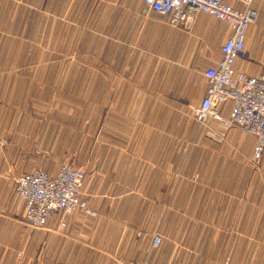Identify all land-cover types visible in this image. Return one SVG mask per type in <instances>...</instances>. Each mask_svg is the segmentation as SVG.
Segmentation results:
<instances>
[{"label": "crops", "instance_id": "1", "mask_svg": "<svg viewBox=\"0 0 264 264\" xmlns=\"http://www.w3.org/2000/svg\"><path fill=\"white\" fill-rule=\"evenodd\" d=\"M251 7L258 18L236 67L254 75L264 69V0ZM230 32L204 12L173 26L143 0H0V140L17 124L23 140L49 144L66 131L74 141L82 108V190L96 212L28 226L0 149V264H264V149L254 161L253 136L200 125L188 109ZM56 147L49 155L71 150Z\"/></svg>", "mask_w": 264, "mask_h": 264}, {"label": "built area", "instance_id": "2", "mask_svg": "<svg viewBox=\"0 0 264 264\" xmlns=\"http://www.w3.org/2000/svg\"><path fill=\"white\" fill-rule=\"evenodd\" d=\"M241 1L243 9L226 0H143V4L150 11L167 15L173 26L188 24L197 12L230 26V35L220 45V59L202 72L206 87L192 112L200 125L213 119L226 130L238 127L253 136L252 159L258 161L264 149V69L251 75L236 67V61L246 56L247 28L258 18L251 7L253 0ZM84 177L83 169L69 162H62L54 174L34 168L16 175L15 192L24 204V222L32 228H42L57 212L95 215L82 190ZM161 241L162 236L154 234L152 245L156 247Z\"/></svg>", "mask_w": 264, "mask_h": 264}, {"label": "rangeland", "instance_id": "3", "mask_svg": "<svg viewBox=\"0 0 264 264\" xmlns=\"http://www.w3.org/2000/svg\"><path fill=\"white\" fill-rule=\"evenodd\" d=\"M13 52V50H12ZM13 59L11 63L13 64ZM23 61H16V64L22 63ZM28 63H33V61H26ZM34 68V65H31ZM188 109L192 111V107L190 108L188 106ZM77 111H79L78 115L80 117L75 119V140L74 141H66L65 139V133L66 131H60V137L57 140H52L49 142V144L45 143V141H39L35 139L30 140H23L19 138V129L18 125H12V138L10 140H0V149H4V152H6L9 157L10 164L12 166V169H14L13 172H10V175L12 176V179L16 175H18L21 172H24L26 169H29L30 163L35 165L37 168H43L45 169V164H54L55 166H59L62 162H69L73 164L76 167H79L84 170L83 168V160L85 157L82 155V141L80 137L82 136V129H83V113L82 108H76ZM76 111V115H77ZM90 117L94 118V122H96V130L97 124H98V117H99V109L97 107L92 108L90 112ZM43 120V119H42ZM65 126V125H63ZM79 138V139H77ZM68 142V143H67ZM55 143V146H53ZM73 143V144H72ZM53 144V145H52ZM9 148H8V147ZM52 147H56L57 151L61 152L62 148L71 149L69 153H62L60 155H49V153H52L49 151V149ZM7 147V148H5ZM47 147V148H45ZM59 149V150H58ZM54 151V150H53ZM250 151V150H249ZM56 152V151H55ZM245 154L247 153L246 149L244 150ZM36 153V154H35ZM39 153V154H38ZM44 153V155H42ZM45 153H48L45 154ZM250 178L251 181L256 180L258 177L259 169L257 168V164L252 160L250 161ZM35 168V167H34ZM19 199V197H17ZM18 201V200H16Z\"/></svg>", "mask_w": 264, "mask_h": 264}]
</instances>
